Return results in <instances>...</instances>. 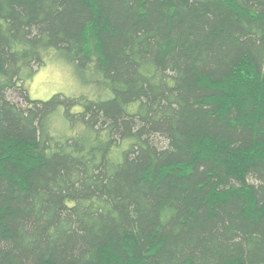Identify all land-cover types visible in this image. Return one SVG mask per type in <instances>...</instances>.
I'll return each mask as SVG.
<instances>
[{
    "label": "trees",
    "instance_id": "trees-1",
    "mask_svg": "<svg viewBox=\"0 0 264 264\" xmlns=\"http://www.w3.org/2000/svg\"><path fill=\"white\" fill-rule=\"evenodd\" d=\"M0 264H264V0H0Z\"/></svg>",
    "mask_w": 264,
    "mask_h": 264
},
{
    "label": "rangeland",
    "instance_id": "rangeland-1",
    "mask_svg": "<svg viewBox=\"0 0 264 264\" xmlns=\"http://www.w3.org/2000/svg\"><path fill=\"white\" fill-rule=\"evenodd\" d=\"M85 81H88L86 73L76 75L62 57L49 53L44 64L25 78L24 83L31 100L46 101L55 94L77 96L83 91ZM9 97L17 98L14 93H9Z\"/></svg>",
    "mask_w": 264,
    "mask_h": 264
}]
</instances>
